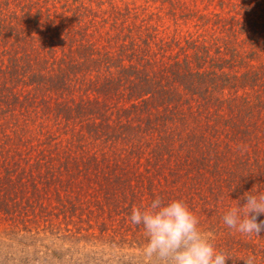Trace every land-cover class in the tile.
<instances>
[{
	"label": "rangeland",
	"instance_id": "1",
	"mask_svg": "<svg viewBox=\"0 0 264 264\" xmlns=\"http://www.w3.org/2000/svg\"><path fill=\"white\" fill-rule=\"evenodd\" d=\"M9 1L0 7V89L9 101L0 103V264H19L6 261L11 254L31 264L138 263L146 238L130 220L132 208L156 197L184 201L218 251L248 239L222 218L245 203V192L264 188V0ZM133 50L143 51L151 76L189 63L202 74L201 91L210 83L213 98L194 96L214 103L201 117L194 99L195 117L219 108L235 125L228 137L220 130L207 139L222 157L218 176L210 173L217 160L211 153L201 173L192 160L160 172L151 148L132 154L133 144L95 135L107 132L105 116L130 117L129 89L119 78L138 63ZM41 73L49 80H37ZM172 142L177 149L183 143Z\"/></svg>",
	"mask_w": 264,
	"mask_h": 264
},
{
	"label": "trees",
	"instance_id": "2",
	"mask_svg": "<svg viewBox=\"0 0 264 264\" xmlns=\"http://www.w3.org/2000/svg\"><path fill=\"white\" fill-rule=\"evenodd\" d=\"M8 3L10 4V1ZM2 5L3 0H0V7H2ZM2 42L4 41H2L0 37V45L2 44ZM24 48L21 49L24 52L21 51L22 56L21 58H19V60L23 61V63H25L29 58V54ZM47 52L48 55L51 56V58L56 60V58H54V48L48 49ZM132 53L133 60H138V63H132L131 67L128 69L123 68V75L119 78L128 86L129 89L128 97L130 98L131 105L127 110L124 111V113L125 115H130V117L123 118L124 116L121 112H119V117L116 119V121L105 116L106 118L101 123V126L103 128H106L107 132H104L103 135H98L99 132L96 131L95 135L97 137L102 136V139L107 140V143L110 144H114L115 142H121L124 140L129 142L130 144H133L129 147V151L132 154H134L135 152H137V154H141L139 153V151L143 153L146 147L151 148L153 150L152 152L159 161L156 164L157 166L155 168L160 172L162 171V168L165 167L169 169L182 170L185 167H189L187 161L192 160L191 162L196 164L198 172L201 173L202 170L210 167L208 163L211 153L212 155H215V157L217 156V160L215 169L210 173L212 175L218 176L221 170L219 171L220 168H217V166L220 165L219 161H222V157L219 152L218 153L220 154V156H218L215 150H211L210 146L207 143V139L210 138V134L212 133H214V135L217 132L220 134V130H223L224 133H227L228 137L230 127L234 129L235 125L227 120L224 115L221 114V111H218L219 108L215 110V114L210 112L211 114L204 113L205 117L203 118L199 119L198 117H195L193 100H196L195 97H197V95L194 96V94L199 93L201 96H204L205 100H207L208 98H213L210 92L211 88H209L210 83L204 85L205 92L201 91L200 89L203 88V84H201L203 79H200L202 74L192 72L189 63L182 64L180 62H176L175 64L169 66L166 69L160 70L157 73L156 71H154V74H152L151 76L148 66L149 61H147V59L145 61L143 51L139 50L137 52L136 50H133ZM19 63H16V65L18 64L19 66ZM51 63L49 62V64ZM16 65L13 66V69L15 71H18V66ZM169 73L172 74V78H170ZM38 79L42 80V83L45 82V80H49L43 73H41V76H39L37 80ZM199 81L200 83H198ZM119 83L120 85H123L122 82ZM177 84H179L178 88ZM180 85L191 93L190 97L185 98L183 95L179 94V92H181L179 90ZM216 87L217 86H214V88ZM111 91H115V89H112ZM2 92L3 91L0 89V103L7 104L9 101L6 100L5 94H2ZM220 102L218 103L216 101L215 103L218 107L222 108L221 106L225 103ZM26 103L32 106H36L37 100L34 98H28ZM196 103L197 112H199L198 115L201 116L202 114L200 109L210 110V105L214 102H204L203 104H201L198 102V100H196ZM65 105L66 107L68 106L67 110H69L70 107H73L71 105ZM98 105L99 102L96 101L95 106L97 107ZM83 106L81 103V114L84 113L82 109ZM180 109L186 111L181 112ZM230 111L233 117H236L238 114L241 115L240 112L236 113L233 108H231ZM215 118H218L216 127L213 126ZM191 120H194L195 124L190 123ZM173 124L174 126L172 127ZM108 130H112V132L109 133ZM177 130L178 136L174 134L172 135V133L170 134V132ZM176 138H179L183 141V143H179L180 145L178 149L177 143L172 142L176 140ZM195 140L203 143L205 142V146L203 144L195 145ZM136 142L141 143L142 147L135 146ZM181 146L191 147V149H182ZM160 159L165 164L162 165ZM117 176H119V174ZM193 185L196 189H198L197 182H194ZM179 190L181 189L179 188L178 191ZM261 191H264V188H261ZM224 253L235 259V261L229 259L227 264H244L243 258H247L250 255L255 257V264H264V235L253 234L250 235L248 239L236 240L230 250L225 251ZM11 259L14 263L31 264L29 263L30 261L27 262V260L25 259H17L14 254L8 255L6 261L9 262V260ZM129 261H125V264H138L131 262V260ZM114 263L115 262L113 261L101 262V264ZM121 264H124V262L122 261Z\"/></svg>",
	"mask_w": 264,
	"mask_h": 264
},
{
	"label": "clouds",
	"instance_id": "3",
	"mask_svg": "<svg viewBox=\"0 0 264 264\" xmlns=\"http://www.w3.org/2000/svg\"><path fill=\"white\" fill-rule=\"evenodd\" d=\"M241 206L232 207L222 218L223 224L246 235L264 231V191L255 186L240 198ZM130 220L142 225L145 243L138 264H227L231 256L218 251L211 238L200 230L199 220L182 200L163 201L156 197L149 204L133 206ZM244 264H255V257L243 258Z\"/></svg>",
	"mask_w": 264,
	"mask_h": 264
}]
</instances>
